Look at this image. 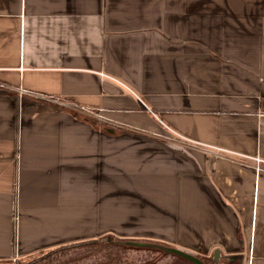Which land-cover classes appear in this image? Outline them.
I'll list each match as a JSON object with an SVG mask.
<instances>
[{"label": "crops", "instance_id": "crops-1", "mask_svg": "<svg viewBox=\"0 0 264 264\" xmlns=\"http://www.w3.org/2000/svg\"><path fill=\"white\" fill-rule=\"evenodd\" d=\"M263 103L264 0H0V262L117 234L264 264Z\"/></svg>", "mask_w": 264, "mask_h": 264}, {"label": "trees", "instance_id": "trees-1", "mask_svg": "<svg viewBox=\"0 0 264 264\" xmlns=\"http://www.w3.org/2000/svg\"><path fill=\"white\" fill-rule=\"evenodd\" d=\"M169 247L158 240L104 234L60 244L47 253L41 250L42 255L27 264H195ZM199 258L205 264H221L204 254Z\"/></svg>", "mask_w": 264, "mask_h": 264}, {"label": "rangeland", "instance_id": "rangeland-1", "mask_svg": "<svg viewBox=\"0 0 264 264\" xmlns=\"http://www.w3.org/2000/svg\"><path fill=\"white\" fill-rule=\"evenodd\" d=\"M148 240H150V239H148ZM152 242H156V241H152ZM157 243H159V242H157ZM164 246H166V245L164 244ZM174 248H177V247H174ZM177 249L180 250V248H177ZM49 251H50V249L46 250V253ZM189 251H191L190 253L194 256H197V257L201 256V254L196 250H189ZM41 255H42L41 252H37L32 256H27L25 258L16 259V260H7L5 262H0V264H27L28 262L35 260L36 257L39 258Z\"/></svg>", "mask_w": 264, "mask_h": 264}, {"label": "water", "instance_id": "water-1", "mask_svg": "<svg viewBox=\"0 0 264 264\" xmlns=\"http://www.w3.org/2000/svg\"><path fill=\"white\" fill-rule=\"evenodd\" d=\"M168 249L176 252L177 254H180L186 258H188L189 260H191L192 262H194L195 264H205L203 262V260H201L199 257L197 256H194L192 255L191 253L187 252V251H184V250H178L177 248H174V247H169ZM219 256H220V250L219 249H215L214 252H213V260L218 262L219 261Z\"/></svg>", "mask_w": 264, "mask_h": 264}, {"label": "built area", "instance_id": "built-area-1", "mask_svg": "<svg viewBox=\"0 0 264 264\" xmlns=\"http://www.w3.org/2000/svg\"><path fill=\"white\" fill-rule=\"evenodd\" d=\"M178 135H179V134H178ZM178 135H177V136H178ZM185 140H187V138H185ZM257 159H258L259 161L261 160L260 158H257Z\"/></svg>", "mask_w": 264, "mask_h": 264}]
</instances>
